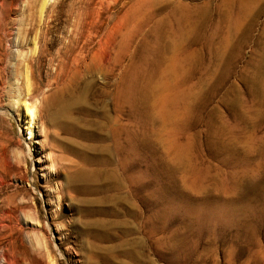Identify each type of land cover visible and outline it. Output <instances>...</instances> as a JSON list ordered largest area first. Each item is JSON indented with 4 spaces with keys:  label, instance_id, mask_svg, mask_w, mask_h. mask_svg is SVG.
<instances>
[{
    "label": "rangeland",
    "instance_id": "rangeland-1",
    "mask_svg": "<svg viewBox=\"0 0 264 264\" xmlns=\"http://www.w3.org/2000/svg\"><path fill=\"white\" fill-rule=\"evenodd\" d=\"M0 264H264V0H0Z\"/></svg>",
    "mask_w": 264,
    "mask_h": 264
},
{
    "label": "bare ground",
    "instance_id": "bare-ground-1",
    "mask_svg": "<svg viewBox=\"0 0 264 264\" xmlns=\"http://www.w3.org/2000/svg\"><path fill=\"white\" fill-rule=\"evenodd\" d=\"M53 97H54L53 100H54V99H57L55 96H53ZM166 110H167V109H166ZM28 112H29V111H28Z\"/></svg>",
    "mask_w": 264,
    "mask_h": 264
}]
</instances>
